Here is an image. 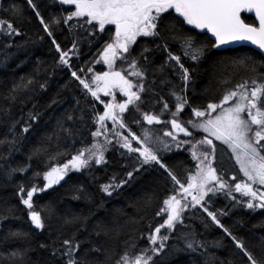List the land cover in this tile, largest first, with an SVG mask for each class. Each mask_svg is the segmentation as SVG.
I'll return each instance as SVG.
<instances>
[{
  "label": "trees",
  "instance_id": "1",
  "mask_svg": "<svg viewBox=\"0 0 264 264\" xmlns=\"http://www.w3.org/2000/svg\"><path fill=\"white\" fill-rule=\"evenodd\" d=\"M32 3L35 4V9L27 3V0H0V20L12 23L13 27L21 33L19 36L11 37L0 34V139L5 136L11 138L8 131L9 123L11 120L18 119L22 114L24 120H27V114L33 110V105H35V111L41 114L38 120L33 123L30 133L27 134V140L22 145H18L20 151L14 152L7 160H0V165L5 168L8 165L26 164L30 151L42 142L47 143L43 138L58 131L57 121L63 120L67 114H72L76 117L75 123L65 122L64 126L79 130L76 142L73 144L61 133L59 141L53 137L48 144L53 154L65 150L69 153L58 160L51 161V163H65L77 150L93 143L91 133L99 127L96 117L98 114H103L104 111L100 100L105 103L112 101L111 96H105L102 92L99 93L100 100L92 97L80 85L79 81L71 76V72L76 71L81 78L90 81L95 73L109 70L102 61L100 63H96V61L100 60L98 53L102 51L107 42L111 41L115 31L114 26L106 25L103 32L100 31L98 25L95 28L90 25L79 27L78 25L82 24L86 18H73L68 24L61 22L56 25L52 23L53 17L67 16L68 13L75 10L74 6H61L58 0H32ZM13 5L20 9L19 15H14L11 11ZM37 11L45 23L49 24L53 37L60 44L62 50L71 49L73 42H76V54H69L71 68L57 63L59 53L52 44V38L44 32L40 18L35 14ZM164 16L165 23H174L179 31L195 36L198 41L209 48L206 58L199 65L181 57V62L185 67L190 70L195 68L197 72L193 75L195 83L190 85L187 92L189 102L194 107L204 109L208 103H219L226 90L233 89L237 83L251 75L250 72L242 69L228 68L226 71L223 66L213 70L210 67L213 62H228L241 57H251L257 62L264 61L263 56L249 47L240 46L225 50L212 48L213 42L205 34L197 32L191 25L184 23L183 18L179 17L174 9L168 10ZM241 18L246 23H255L254 18L250 15L242 14ZM41 37L43 38L41 39ZM155 43H160V41L157 40ZM155 43L150 38L138 37L137 42L132 45V55L136 56L145 44L149 48H154ZM5 45H12V47L6 49ZM170 51L176 55L181 54L178 43L171 44ZM5 54H11L6 64L3 63ZM150 59L154 60V64L149 66L148 81L154 80L155 83L146 84L150 91L142 94L144 103L140 105L141 111L159 114L164 101L168 102L171 111H175V99L169 93L174 89L179 94L184 86L179 71L169 67L163 74L157 72L152 75L151 69L162 64L167 59V53L154 51ZM38 62L40 71L37 74L34 69L37 68ZM140 62L143 63L142 60ZM89 67L93 69L91 73L87 72ZM81 68L85 70L84 73L80 71ZM115 68L116 70H125V74H127V64L118 60ZM260 71L264 72V68H261ZM21 77H33L39 83L46 82V87L40 89L38 84L34 85L33 90L20 92L17 101L10 103L4 99V96L14 83L19 82ZM129 78L135 80L133 77ZM165 79L168 83L161 84V80ZM224 80L228 82L222 83ZM29 96L31 99H28ZM126 99L127 97L123 93L117 91V103ZM21 101L25 102L23 106ZM77 101L79 104L76 103ZM158 101L159 103H157ZM4 109H10V116L4 113ZM170 118L167 113L160 116L161 121L170 120ZM179 118L181 121L193 118L191 109L186 106ZM123 119L128 124V128H131L132 132L137 135H141L143 129H149L154 136H160L169 143L170 151L163 150L160 145L149 146L156 150L162 163L166 164L186 186L185 178L188 175L186 170L190 169L195 172L197 163L192 158L191 145L182 144L180 148H177L171 137H163L165 131H175L171 128L170 123L156 124L154 122L152 125H148L143 120L141 113L137 112L132 105H129L128 111L123 114ZM133 120H138L140 123L135 124ZM23 123L22 120L21 124L17 125V133ZM105 123L107 128L112 130V121L107 120ZM185 126L193 132V136L185 137L183 133H178L176 134L178 140L190 139L192 143H195L207 135L202 130H193L187 124ZM253 127L255 128V126ZM128 128L121 129L117 126L115 130L128 135ZM108 135L112 138L111 132ZM209 138L213 139V144L216 145V158L213 160V167L217 168L218 174L223 175L226 181L233 184L246 180L231 149L222 141ZM96 139L101 144L104 143L103 135ZM133 146H138L136 141H133ZM197 147L201 152L208 150L207 146ZM7 152L6 147L0 149V155L6 156ZM138 155V153H129L127 149L116 144L113 139V143L107 146L105 152L106 164L95 165L93 163L89 169L70 173L60 185L34 194V209L40 211L42 216L45 215L42 211L45 206L52 205L56 208L57 214L48 221L50 226L44 230L35 229L31 225L28 211L22 205L17 193L18 185L21 183L26 189L31 188L33 183H37L42 188L44 183L42 176L38 181H33V173L35 171L43 173L48 169L34 159L32 167L27 173H17L13 180L8 181L4 176V169L0 168V217H3L0 219V264H66L65 258L60 253L53 255L52 250L54 248L62 249L63 240H73L74 234L73 242H81L77 258L87 261V264H116L125 251L124 242L130 238L137 241V252L141 248L147 247L146 237L150 231L149 225L151 224V228L154 229L157 224L163 223V219L157 217L156 212L162 206L163 199L173 194L171 191L173 182L164 169L155 163L151 166H144L140 172L135 174L136 178L133 181L115 190L110 197L100 189L101 185L109 183L113 177L119 183L120 180L126 179L127 172L140 167L142 158L138 159ZM234 176L237 178L236 181H232ZM79 186L83 187V192L76 191ZM176 187L178 188V186ZM261 190H264V187ZM146 194L153 196L150 206L147 207H145ZM75 195H79L81 198L73 199ZM233 195L236 196L237 201L241 199L239 193H233ZM209 197L205 198L208 200L206 206L209 207V210L226 213L223 216L218 214L221 223L244 244L245 249L254 258L258 261L264 259V209L259 207L248 209L246 207L247 198H244V203H237L223 191L217 192L215 195L210 193ZM188 200H191L190 196ZM254 203H258V201H254ZM99 205L102 207H98ZM75 215L88 218L86 230L82 229L80 224L65 225L63 223L65 216ZM183 219V225H177L170 235L168 241L170 247L177 244L182 247L183 242L178 238L184 233L195 231L199 240L219 241L222 244L220 248L209 247L208 249V252L217 258L216 264H221V261L224 264H227V261H232L233 264H249L247 257L235 247L232 239L216 226L199 206L189 207L185 211ZM97 224L103 229L99 236L95 234V230H99L96 229ZM17 230L28 233V236L18 239L8 235L9 231ZM105 232L107 234H104ZM161 234L168 233L162 230ZM41 244L46 247L41 248ZM94 246L100 248L101 251H93ZM16 249L28 250L23 261L12 259L9 256V253ZM193 261L195 264H204V258L198 252L173 253L167 259V264H193Z\"/></svg>",
  "mask_w": 264,
  "mask_h": 264
},
{
  "label": "snow or ice",
  "instance_id": "2",
  "mask_svg": "<svg viewBox=\"0 0 264 264\" xmlns=\"http://www.w3.org/2000/svg\"><path fill=\"white\" fill-rule=\"evenodd\" d=\"M61 6H74V11L68 13L67 16L53 17L52 23L59 25L61 22L68 24L73 18H86L79 27L90 25L95 28L97 25L101 32L105 30L106 25H112L115 28L114 35L111 41L107 42L102 51L98 53L100 60L96 63L107 65L108 71L102 73H95L90 81L86 78H81L76 71L71 72V76L79 81L80 85L97 100H100L99 93H104L105 96H111L112 101L105 103L100 100L104 106L103 114H98L96 123L99 125L96 131L91 133L93 143L85 148H81L71 155L63 164H52L51 161L68 155L65 151H58L53 154L48 146L53 137L59 141L60 134L63 133L67 140L73 144L76 142L79 130L65 127V122L75 123L76 117L72 114H67L63 120L57 121L58 131L53 135L43 138L47 143H41L34 147L27 157V163L24 165L11 166L4 169V176L8 181L13 180L17 173H27L32 167V161L35 159L42 166L48 170L43 173L35 171L33 173V181H38L41 176L44 181L43 187H39L37 183H33L31 188L26 189L24 184L18 185L17 195L23 206L28 211L30 223L35 229L44 230L50 225L48 221L56 215L55 206H45L42 211L45 213L41 215L40 211L34 209L33 198L34 194L45 192L53 186L60 185L65 178L72 172H81L89 169L93 163L95 165H103L107 163L105 152L107 146L113 143L120 145L123 149H127L129 153H138L140 159V167L133 168L132 171L126 173V179L116 182V178L104 185L100 189L107 196L127 185L133 181L135 174L140 172L144 166H151L153 163L158 164L160 168L164 169L166 174L173 182L172 193L167 198L163 199L162 206L156 212V216L163 219V223L157 224L152 229L149 225V234L146 239L148 246L141 248L138 252L137 241L129 239L125 241V251L116 261V264H167V259L173 253H199L204 258V264H216L217 258L208 252L209 247L220 248L222 244L219 241H208L197 239L195 231L182 234L178 239L183 242L175 246H169L168 241L171 233L174 232L177 225H183L184 213L189 207L199 206L207 217L218 226L223 232L232 239L235 247L247 257L249 264H264V259L257 260L253 255L245 249L244 244L238 240L232 232L226 228L218 219V214L226 215L223 211L219 213L210 211L208 200L209 194L215 195L217 192H225L227 196L231 197L237 203H244V198H247L246 207L248 209H255L257 207L264 209V72L260 71L264 68V61L257 62L251 57H241L230 60L228 62L215 61L210 66L215 70L219 66H223L227 71L228 68L235 70H244L250 72L251 75L241 82L237 83L233 89L226 90L219 103H208L204 109L194 107L189 102L187 92L190 85L194 84L193 75L197 74L196 69H189L181 62V57L195 62L197 65L207 56L209 48L202 42L198 41L195 36L188 35L177 29L174 23H165L164 14L168 10L174 9L179 17L183 18V22L187 25H193L196 29L206 30L214 37L215 43L212 48H219L236 41H249L256 45L258 49L264 50V0H58ZM27 3L35 9V4L32 0H27ZM11 11L14 15L20 14V9L15 5L11 6ZM255 12L258 26L255 23H245L241 19V12ZM36 16L40 18V23L43 25L44 32L48 37L52 38V44L55 50L59 53L58 64L71 68L69 62V54H76L77 44L74 41L71 49L64 51L61 49L53 37V32L49 28V24L45 23L43 17L37 11ZM6 25V27H5ZM71 31V28L69 29ZM0 34L11 36L21 35L20 31L13 27L12 23L0 20ZM150 38L153 43L159 40L160 43H155L154 48H149L145 44L140 52L132 55V45L137 42V38ZM43 37H41L42 39ZM178 43L180 48V55L174 54L170 51V45ZM12 47V45H5V48ZM19 47V46H17ZM154 51H163L167 53V59L160 65L151 69L152 75L157 72L163 74L166 68H173L179 71L180 79L183 82V88L178 94L174 89L170 90V95L175 99V111L169 109L167 101H164L163 107L159 114H152L142 112L140 105L144 103L142 94L150 91L146 87L148 83H155V81H148L149 66L154 64V60L150 56ZM11 54H5L3 63H7ZM121 61L128 65L127 74L125 70H116L115 65L117 61ZM143 61L141 63L140 61ZM19 67V65H18ZM39 62L35 73H39ZM82 73L85 72L83 68L80 69ZM93 69L89 67L88 73ZM86 76V73H85ZM129 77L135 78V80ZM227 80L222 83H227ZM168 83V81L161 80V84ZM40 89H45V83H39L33 77H21L18 83H14L4 96V99L10 103H15L18 99V94L22 91L33 90L34 85ZM94 86V87H93ZM119 91L123 93L127 99L123 102H116V93ZM28 99H31L29 96ZM163 100V97H161ZM231 102V103H229ZM25 102L21 101L23 106ZM55 103V101H53ZM79 104V101L76 102ZM159 103V101L157 102ZM129 105H132L137 112H140L144 121L148 125L160 123H170L171 128L175 131H165L163 137H171L175 142L176 147L180 148L182 144H190L192 148V158L197 161L195 172L188 169L186 176L187 185L181 183V180L162 163L156 150L149 145H160L163 150L170 151L171 147L160 136H154L149 129H143L141 135L132 132L128 128V124L123 119V114L128 111ZM191 109L193 118L187 121L180 120V114L185 107ZM4 113L10 116V109H4ZM170 115V120L161 121L160 116L164 114ZM40 113L33 110L27 114V120H24L23 114L18 118L11 120L8 125L10 137L5 136L0 139V149L7 148V155H0V160H7L14 152L20 151L18 145H22L27 140V134L30 133L32 125L40 117ZM24 121L19 133L16 132L18 124ZM111 120L113 128L109 130L105 121ZM133 123L139 124L140 121L133 120ZM187 124L193 130H202L207 135L203 136L201 140L192 143L190 139L178 140V133H183L185 137H192L193 132L185 126ZM121 129L128 128V135L116 131V127ZM255 126V128L253 127ZM111 132L112 138L108 133ZM104 136V143L99 142L98 137ZM212 137L217 141H222L226 144L235 156L237 163L240 165V171L246 178L244 181L230 183L223 178V175L218 174L217 168L213 167V160L216 158V145L213 144ZM133 141H136V147L133 146ZM197 146H207V151H198ZM236 177H232V181H236ZM178 186V188L176 187ZM76 191L83 192V187L79 186ZM233 193H239L241 199L237 198ZM191 200H188V197ZM79 195L73 196V199H80ZM153 196L146 194L145 207L150 206ZM210 199V197H209ZM258 201V203H254ZM98 207H102L99 205ZM11 211V210H10ZM166 216V218H164ZM3 217H0L2 219ZM87 217L81 218L79 215L72 217L65 216L63 223L65 225L80 224L82 229L87 228ZM207 227V225H205ZM95 234L99 236L103 229L99 224L96 225ZM164 230L165 233L161 234ZM104 234H107L106 232ZM9 236L15 238H25L28 233L20 230L9 231ZM143 238V237H141ZM75 240H63L62 249H53V255L60 253L65 258L66 264H87V261L77 258V253L81 247V242ZM41 248L46 247L41 244ZM93 251L99 252L100 248L95 247ZM28 250L16 249L9 253L12 259H19L23 261L27 256ZM193 264L195 262L193 261ZM221 264H224L221 261ZM227 264H233L232 261H227Z\"/></svg>",
  "mask_w": 264,
  "mask_h": 264
},
{
  "label": "water",
  "instance_id": "3",
  "mask_svg": "<svg viewBox=\"0 0 264 264\" xmlns=\"http://www.w3.org/2000/svg\"><path fill=\"white\" fill-rule=\"evenodd\" d=\"M241 14H244V15H250L254 18L255 20V23L256 25L258 26V20H256V17H255V12L252 11V12H248V11H242ZM242 19V18H241ZM246 23V22H245ZM195 27V26H194ZM199 32L201 33H206L208 38L211 39L213 41V44L215 43V40H214V37H212L211 33L207 32L206 30H201V29H197ZM240 46H246V47H249L253 50H255L256 52H258L261 56L264 57V50H260L257 48L256 45H253L251 42L249 41H236V42H232V43H229V44H226V45H222L220 46L219 48H215V49H218V50H225V49H229V48H236V47H240Z\"/></svg>",
  "mask_w": 264,
  "mask_h": 264
},
{
  "label": "bare ground",
  "instance_id": "4",
  "mask_svg": "<svg viewBox=\"0 0 264 264\" xmlns=\"http://www.w3.org/2000/svg\"><path fill=\"white\" fill-rule=\"evenodd\" d=\"M211 40V39H210ZM218 50V49H217Z\"/></svg>",
  "mask_w": 264,
  "mask_h": 264
},
{
  "label": "rangeland",
  "instance_id": "5",
  "mask_svg": "<svg viewBox=\"0 0 264 264\" xmlns=\"http://www.w3.org/2000/svg\"><path fill=\"white\" fill-rule=\"evenodd\" d=\"M244 179V178H243ZM245 180V179H244Z\"/></svg>",
  "mask_w": 264,
  "mask_h": 264
},
{
  "label": "flooded vegetation",
  "instance_id": "6",
  "mask_svg": "<svg viewBox=\"0 0 264 264\" xmlns=\"http://www.w3.org/2000/svg\"><path fill=\"white\" fill-rule=\"evenodd\" d=\"M213 45V44H212Z\"/></svg>",
  "mask_w": 264,
  "mask_h": 264
}]
</instances>
